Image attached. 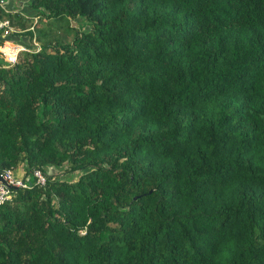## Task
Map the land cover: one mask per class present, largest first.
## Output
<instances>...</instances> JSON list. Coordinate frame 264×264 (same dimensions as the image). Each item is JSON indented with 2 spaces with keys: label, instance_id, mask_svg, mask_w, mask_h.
I'll list each match as a JSON object with an SVG mask.
<instances>
[{
  "label": "trees",
  "instance_id": "trees-1",
  "mask_svg": "<svg viewBox=\"0 0 264 264\" xmlns=\"http://www.w3.org/2000/svg\"><path fill=\"white\" fill-rule=\"evenodd\" d=\"M29 4L0 9L40 43L0 58V174L31 183L0 264H264V0Z\"/></svg>",
  "mask_w": 264,
  "mask_h": 264
},
{
  "label": "built area",
  "instance_id": "built-area-1",
  "mask_svg": "<svg viewBox=\"0 0 264 264\" xmlns=\"http://www.w3.org/2000/svg\"><path fill=\"white\" fill-rule=\"evenodd\" d=\"M21 4V7H18L14 4V0H11V3H8V0H0V9L4 12H23V7L25 6L24 2L18 0ZM35 18V19H34ZM33 19L37 22V17ZM34 22L33 25L36 23ZM31 25L28 29L33 30L34 26ZM25 30L21 29L18 25L13 24L11 20L6 16L0 17V32L3 38H8L13 34L23 33ZM31 46H27L24 43H18L11 40H6L3 45H0V54L4 58V61L8 66L14 65L18 61V55L22 51H38L40 50L39 42L33 37L30 41ZM34 177V182L39 185L45 183V176L39 170L36 169L32 172ZM2 181H0V204L4 203L11 196L12 188H28L31 186L30 180L22 176H15L11 170H7L1 174Z\"/></svg>",
  "mask_w": 264,
  "mask_h": 264
},
{
  "label": "rangeland",
  "instance_id": "rangeland-1",
  "mask_svg": "<svg viewBox=\"0 0 264 264\" xmlns=\"http://www.w3.org/2000/svg\"><path fill=\"white\" fill-rule=\"evenodd\" d=\"M8 3H11V0H8ZM14 4L16 5V6H18V7H20V8H22L21 7V4L17 1V0H14ZM24 4H25V6H24V9H23V12L24 13H26L27 12V10H28V13H31L32 12V9H30L28 6L30 5L29 4V0H24ZM26 15V17L27 16H29L28 14H25ZM25 15H24V17H25ZM31 15H33L32 13H31ZM33 16H35V15H33ZM32 16V17H33ZM35 19V18H34ZM34 19H32V21H30L28 24L31 26V25H33V23L34 22H36ZM80 21L78 20V19H75V20H71V25L73 26V27H75V28H77V25H78V23H79ZM36 24V23H35ZM34 24V25H35ZM85 24V23H84ZM33 25V26H34ZM87 25H84L83 26V28H85ZM63 35V34H62ZM16 36V34H14V37ZM22 36H24L22 33H20V37H22ZM64 36V35H63ZM26 39L28 38L27 37V35H25L24 36ZM71 37L72 36H68V40H70L71 39ZM18 43H21V42H19V41H17ZM27 46H31V43H30V41L29 40H27ZM30 44V45H29ZM26 45V44H25ZM39 45H40V43H39ZM23 52H25V51H22V52H20V54L21 53H23ZM19 54V55H20ZM0 58L4 61V58L2 57V55L0 54ZM19 59V58H18ZM5 62V61H4ZM22 166V165H21ZM21 166L16 170V171H14L13 172V174L15 175V176H19V177H22V175H23V171H22V169H21ZM66 171H68V169H67V165L66 164H63V165H59V166H56V167H47L46 168V170H45V174H47V175H56V176H62V177H64V178H68L69 180H73L74 178H76L77 177V174H74V173H66ZM31 180L32 181H34V177H31Z\"/></svg>",
  "mask_w": 264,
  "mask_h": 264
},
{
  "label": "clouds",
  "instance_id": "clouds-1",
  "mask_svg": "<svg viewBox=\"0 0 264 264\" xmlns=\"http://www.w3.org/2000/svg\"><path fill=\"white\" fill-rule=\"evenodd\" d=\"M17 1H18V0H17ZM20 1L24 2V0H20ZM29 1H30V0H29ZM18 2H19V1H18ZM19 3H20V2H19ZM23 9H24V7H23ZM20 13H21V12H20ZM25 14H27V13H24V15H25ZM25 16H26V15H25ZM34 17H35V16H33V18H34ZM36 17H37V16H36ZM33 18H32V19H33ZM37 19H38V17H37ZM36 23H37V22H36ZM0 36H1V32H0ZM1 37H2V36H1ZM2 38H3V37H2ZM6 40H7V41H8V40H11V41H15V42H17V40L10 39L9 37H8V38H5V41H6ZM21 43H22V42H21ZM18 56H19V55H18ZM5 63H6V62H5ZM44 176H45V174H44ZM44 184H45V183H44ZM44 184H43V185H44Z\"/></svg>",
  "mask_w": 264,
  "mask_h": 264
},
{
  "label": "water",
  "instance_id": "water-1",
  "mask_svg": "<svg viewBox=\"0 0 264 264\" xmlns=\"http://www.w3.org/2000/svg\"><path fill=\"white\" fill-rule=\"evenodd\" d=\"M0 181H2V176H1V174H0Z\"/></svg>",
  "mask_w": 264,
  "mask_h": 264
}]
</instances>
